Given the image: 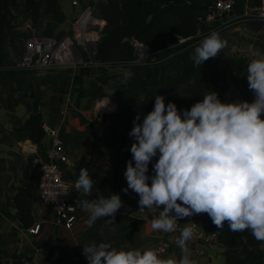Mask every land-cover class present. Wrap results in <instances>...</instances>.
Here are the masks:
<instances>
[{"label":"crops","instance_id":"1","mask_svg":"<svg viewBox=\"0 0 264 264\" xmlns=\"http://www.w3.org/2000/svg\"><path fill=\"white\" fill-rule=\"evenodd\" d=\"M73 1H77L79 6L74 7ZM106 1L56 0L65 17L63 22H58L47 13V2L42 0L39 32L48 37L61 38L71 32L72 23L81 10L93 8L99 13L101 4ZM236 1L235 11L220 16L215 22L216 32L226 41V46L215 59L224 74L225 87L232 102L251 103L255 96L248 87L246 68L250 60L255 58V53L264 54V21L250 18L259 0ZM21 11L16 12V15L23 14ZM16 31L19 34L23 27H18ZM2 68L0 63V71ZM129 73V68L109 66L98 61L90 67L46 69L30 73L20 89H17L18 84L14 81L3 85L0 77L2 264H11L15 251L30 258V264H89L83 255V246L101 242L111 243L117 249H154L156 239L151 228L152 216L163 210V206L161 209L153 207L141 212L138 194L131 189L127 193L123 191L127 188L124 173L130 159L116 170L114 159L117 156L110 122L101 124L97 121V106L101 101L109 108L106 113L116 110L110 106L116 105L117 108L116 102L127 85ZM31 94L39 96L38 112L42 116L43 128L57 130L64 141L70 162L63 166V178L71 188L72 199L78 202L84 198L98 199L101 194L106 198L119 194L123 206L115 214L113 223H106L111 217H104L89 227V214H83L73 229L67 230L57 226L52 210L42 205L37 182L40 162L47 160L50 140L46 133L40 144H34L24 137L27 132L22 126L35 112V99ZM120 155L123 159L124 151ZM31 159L37 167L33 179L36 185L30 202H25V207H29L28 221L31 223L26 228L19 219V199L16 196L26 182L24 171ZM82 168L89 170L94 181L91 195H80L75 190ZM195 219L209 227L213 224L208 214L204 213L185 217L184 227ZM37 226H40L39 233L33 234L31 229ZM187 248L190 258L197 264H225L226 248L219 240L216 244H202L193 237L187 242ZM181 255V249L174 245L169 254L160 258L173 257L179 260Z\"/></svg>","mask_w":264,"mask_h":264},{"label":"clouds","instance_id":"2","mask_svg":"<svg viewBox=\"0 0 264 264\" xmlns=\"http://www.w3.org/2000/svg\"><path fill=\"white\" fill-rule=\"evenodd\" d=\"M225 46L220 34L212 31L195 47L194 66L216 57ZM254 55L246 68L253 102H222L211 91L181 113L158 94L153 109L134 118L129 132L134 140L132 159L123 191L138 194L141 212L163 206L151 221L154 231H175L178 220L207 213L218 229L227 222L231 231L248 230L264 242V54ZM153 158L154 174L149 176ZM93 185L89 170L82 168L75 190L91 195ZM122 206L119 194L91 199L85 205L88 226L104 217L113 223ZM195 225L186 223L181 229L176 240L182 252L179 260L162 259L156 249H117L106 242L84 245L83 255L89 264H197L187 248Z\"/></svg>","mask_w":264,"mask_h":264},{"label":"trees","instance_id":"3","mask_svg":"<svg viewBox=\"0 0 264 264\" xmlns=\"http://www.w3.org/2000/svg\"><path fill=\"white\" fill-rule=\"evenodd\" d=\"M56 0H46V11L58 22L65 20ZM207 0H107L101 4L99 15L106 22L96 49V59L100 63L130 69L126 87L120 92L117 108L104 115L110 122V130L115 143L117 158L114 165L119 167L132 159L130 148L134 142L129 136L133 120L140 112L147 114L155 103V96L165 97V103L174 102L182 113L191 109L211 91L218 93L222 102H232L225 87L224 74L215 57L209 58L201 66H194L191 56L195 47L216 31L215 25L205 21V12L213 2ZM43 9L42 0H0V71L3 85L9 81L18 84V88L27 81L33 71L12 68L8 52L17 29L29 21L36 31H40L39 20ZM22 10L23 14L16 15ZM137 44L145 47V55L137 53ZM169 54L168 57L155 59L156 56ZM35 99V112L22 126L27 132L25 138L34 144H40L45 137L42 116L38 112L39 96ZM143 119V117L141 118ZM124 151L121 158L120 152ZM149 164L148 175H153V165ZM37 167L32 159L24 171L25 184L20 188L19 219L26 228L28 221L26 200H31L36 185L34 175ZM151 180H149V184ZM30 210V209H29ZM212 222V220H210ZM211 228L218 231V240L226 248L225 264H264V242L257 241L251 232H233L225 222L222 229L214 224ZM1 233V227H0ZM3 256L0 252V264ZM11 264H30L31 259L12 253Z\"/></svg>","mask_w":264,"mask_h":264},{"label":"built area","instance_id":"4","mask_svg":"<svg viewBox=\"0 0 264 264\" xmlns=\"http://www.w3.org/2000/svg\"><path fill=\"white\" fill-rule=\"evenodd\" d=\"M253 11L251 19L264 21V0ZM73 6L78 7V2L73 1ZM236 0H214L205 12V21L212 23L217 17L232 14L235 11ZM212 25V24H210ZM106 26L99 13L93 8L81 10L72 23V30L61 38L48 37L36 31L30 22L23 27L25 38H14L9 46L13 58L12 68L42 71L61 70L67 68L90 67L97 63L96 49L101 35ZM16 47V50H15ZM137 53L140 57L145 55V47L137 44ZM104 103V101H103ZM102 101L98 104L97 121L105 123L104 115L107 106ZM109 107V106H108ZM116 109V105L110 106ZM46 137L50 140L47 160L40 162L39 178L37 182L39 199L43 206L52 210L57 226L67 230L73 229L80 215L89 214L85 205L91 200L84 198L78 202L72 199L70 186L63 178V166L70 160L65 150V144L60 134L55 129L44 128ZM159 212L153 214L152 219L158 217ZM185 218L177 221L176 229L172 232L154 231L159 257L166 256L180 236L184 227ZM196 224L193 237L202 244L218 243V231L206 226L199 219L192 220ZM40 226L31 229L33 234L39 233Z\"/></svg>","mask_w":264,"mask_h":264},{"label":"rangeland","instance_id":"5","mask_svg":"<svg viewBox=\"0 0 264 264\" xmlns=\"http://www.w3.org/2000/svg\"><path fill=\"white\" fill-rule=\"evenodd\" d=\"M21 12H22V11H21ZM224 16H225V15H224ZM224 16H223V17H224ZM218 18H219V17H217V19H218ZM25 24H26V23H24V24L22 25V27H24ZM210 24H212V25H216L215 21L212 22V23H210ZM18 37H19V38L21 37L20 39H22V38H25V35H23V33L20 31ZM15 50H16V47H15ZM9 53H10V50H9ZM138 54H139V53H138ZM168 55H169V54L159 55V56H156L155 59H161V58H164V57H168ZM9 61L13 62V58H12L11 55H10V59H9Z\"/></svg>","mask_w":264,"mask_h":264}]
</instances>
